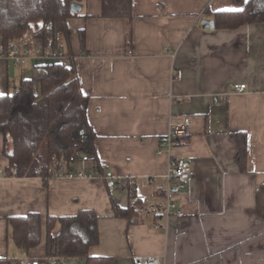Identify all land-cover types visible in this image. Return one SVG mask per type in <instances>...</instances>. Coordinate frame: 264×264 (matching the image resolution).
<instances>
[{"label": "crops", "instance_id": "1", "mask_svg": "<svg viewBox=\"0 0 264 264\" xmlns=\"http://www.w3.org/2000/svg\"><path fill=\"white\" fill-rule=\"evenodd\" d=\"M248 0H132L133 19L102 18L101 0H82L79 16L67 21L69 51L80 89L88 97L86 116L96 133L103 176L10 177L0 134V259L43 260L46 216H98L99 243L90 257L133 264L135 256H160L161 264H264V220L255 207L264 183V24L212 28L206 13L242 10ZM130 34L128 41L127 34ZM85 48L80 46V33ZM64 52L66 46L60 40ZM36 42L12 43L19 51ZM56 63L30 59L24 65L0 57V96L15 92L33 68ZM246 85L234 93V85ZM191 121L171 155L190 163V180L176 185L177 215L154 229L147 214L129 225L113 215L126 208L124 184L134 197L162 207V194L147 184L166 174L169 155L158 154L168 121ZM236 133L247 137L246 171L236 164ZM79 162L74 171H90ZM38 213L40 244L24 253L12 240L8 218ZM60 226L52 232L56 235ZM70 259L68 264L76 263Z\"/></svg>", "mask_w": 264, "mask_h": 264}, {"label": "trees", "instance_id": "2", "mask_svg": "<svg viewBox=\"0 0 264 264\" xmlns=\"http://www.w3.org/2000/svg\"><path fill=\"white\" fill-rule=\"evenodd\" d=\"M82 0H0V45L4 50L12 43L40 42L44 49L55 52L62 49L60 40L70 56L69 66L58 63L38 65L33 76L23 80L18 89L0 96V134L4 138V154L9 161L5 169L10 177H39L43 185L59 177L54 163H64L67 172H75L74 165L88 156L90 171L103 176L95 148L96 133L86 116L88 97L80 89L74 61L69 51L70 33L67 21L79 16L70 10L72 3ZM240 3L243 0H235ZM212 28L235 29L244 24H264V0H248L242 10L212 13ZM102 18L124 19L129 25L133 19L132 0H101ZM127 39L130 34L128 31ZM81 49L85 48L84 33H80ZM236 164L246 171L247 137L236 133ZM134 183L124 184L129 198L134 196ZM258 217L264 220V183L255 195ZM113 215L125 218L129 225L140 222V216L131 203L121 208L112 203ZM14 244L24 253L37 247L42 236V217L29 213L23 217L8 218ZM56 224L60 229L52 232ZM99 243L98 216L83 210L74 216L45 218V256L58 258V264L79 259L83 264H114V259L90 257L88 251ZM0 264H8L0 259Z\"/></svg>", "mask_w": 264, "mask_h": 264}, {"label": "built area", "instance_id": "3", "mask_svg": "<svg viewBox=\"0 0 264 264\" xmlns=\"http://www.w3.org/2000/svg\"><path fill=\"white\" fill-rule=\"evenodd\" d=\"M0 57L9 59L16 65H24L30 59H47L54 60L62 66H69L70 56L63 50L59 49L55 52H50L44 49L40 42H36L33 48H27L19 51L14 47L4 50L0 45ZM246 90V85H234L232 91L234 93H242ZM191 121L189 118H184L180 122L168 121L167 133L159 138V148L157 153H166L169 155V163L166 174L157 179L150 177L147 179V184L151 186L154 191L162 194L164 203L162 207L149 205L140 202L136 197L131 198V203L135 204V209L139 214H147L152 221L154 229L162 228L161 218L168 220L171 216L177 215V208L173 200L174 190L176 185L186 184L190 180L191 166L186 160L173 157L171 155L172 149L177 145L180 138H184L189 133ZM82 162L88 161V156L81 155ZM54 166L59 173V177L67 178H95L101 175L97 171L80 170L75 172H67L64 163L55 162ZM76 263H83L82 260H73ZM133 264H161L160 256H135L132 259ZM58 258L46 257L43 260L23 258L17 262H8V264H58Z\"/></svg>", "mask_w": 264, "mask_h": 264}, {"label": "water", "instance_id": "4", "mask_svg": "<svg viewBox=\"0 0 264 264\" xmlns=\"http://www.w3.org/2000/svg\"><path fill=\"white\" fill-rule=\"evenodd\" d=\"M70 10L72 12H79L81 10V6L78 3H72L70 5Z\"/></svg>", "mask_w": 264, "mask_h": 264}, {"label": "snow or ice", "instance_id": "5", "mask_svg": "<svg viewBox=\"0 0 264 264\" xmlns=\"http://www.w3.org/2000/svg\"><path fill=\"white\" fill-rule=\"evenodd\" d=\"M228 11H237V9H228Z\"/></svg>", "mask_w": 264, "mask_h": 264}]
</instances>
